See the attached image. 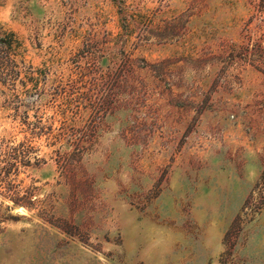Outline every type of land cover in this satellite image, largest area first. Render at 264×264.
<instances>
[{"label": "rangeland", "instance_id": "1", "mask_svg": "<svg viewBox=\"0 0 264 264\" xmlns=\"http://www.w3.org/2000/svg\"><path fill=\"white\" fill-rule=\"evenodd\" d=\"M1 37L0 264H264V0H0Z\"/></svg>", "mask_w": 264, "mask_h": 264}, {"label": "trees", "instance_id": "2", "mask_svg": "<svg viewBox=\"0 0 264 264\" xmlns=\"http://www.w3.org/2000/svg\"><path fill=\"white\" fill-rule=\"evenodd\" d=\"M9 37H13V33L9 34ZM0 47H5L6 49H10L12 47V40H8L7 37L0 38ZM6 55H10V51H7ZM17 203V202H16Z\"/></svg>", "mask_w": 264, "mask_h": 264}]
</instances>
